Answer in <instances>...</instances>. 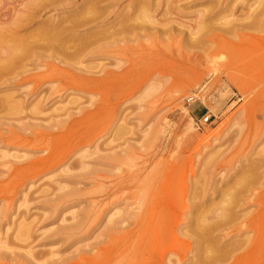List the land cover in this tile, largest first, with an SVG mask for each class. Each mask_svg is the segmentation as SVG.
<instances>
[{
	"label": "rangeland",
	"instance_id": "rangeland-1",
	"mask_svg": "<svg viewBox=\"0 0 264 264\" xmlns=\"http://www.w3.org/2000/svg\"><path fill=\"white\" fill-rule=\"evenodd\" d=\"M58 136V162L9 181ZM233 194L264 201V0H0V254L231 264L258 206L206 226Z\"/></svg>",
	"mask_w": 264,
	"mask_h": 264
},
{
	"label": "bare ground",
	"instance_id": "bare-ground-1",
	"mask_svg": "<svg viewBox=\"0 0 264 264\" xmlns=\"http://www.w3.org/2000/svg\"><path fill=\"white\" fill-rule=\"evenodd\" d=\"M25 26V25H24ZM12 48V47H11ZM25 48H23L22 50H24ZM9 51V50H8ZM25 51V50H24ZM3 53H5L6 51L5 50H3L2 51ZM11 53V52H10ZM9 56V55H8ZM12 54H11V58H12ZM13 57H15V55L13 56ZM18 57V56H17ZM10 58V57H9ZM8 58V59H9ZM8 61V60H7ZM13 61V60H12ZM5 67V66H4ZM103 75V74H102ZM114 75V74H113ZM70 76V75H69ZM103 80V79H102ZM103 88V87H102ZM100 94V93H99ZM77 114V113H76ZM85 113H83L82 114V118H83V115H84ZM79 118V117H78ZM81 118H79V119H75V118H73V119H71V121H69L68 123H66L65 125H59V126H56L58 129H62L63 130V133H66V132H68V131H70V130H72L73 128H78L79 126H81L82 124H83V122H81ZM66 122V121H65ZM87 124V123H86ZM89 126V125H88ZM93 130V128H92V126H91V129L88 127L85 131H84V133L86 134V133H89V132H91ZM84 133H82V135L81 136H83L84 135ZM72 135V134H71ZM70 135V136H71ZM66 136V135H65ZM68 136V135H67ZM61 137V136H60ZM59 136L57 137V138H60ZM78 137V136H77ZM77 137H74V138H72V137H70V141H72V140H75ZM80 139V136L77 138V140H79ZM57 140V139H56ZM61 140H64V142L62 141L61 142ZM54 141H55V139H54ZM59 141V140H58ZM66 141L67 140H65V139H61L60 138V141H59V143H57V144H54V142L52 143L53 145H52V147L54 146V145H58V144H60V142L62 143L61 145H65V143H66ZM80 141V140H79ZM57 142V141H56ZM55 142V143H56ZM51 143V142H50ZM64 143V144H63ZM67 143H68V141H67ZM49 146H50V144H48ZM47 145V146H48ZM48 146V147H49ZM52 147L50 146L49 148H47V149H44L45 151V156L43 157V158H41V159H38V160H34V161H31V162H28V163H26L25 165H20V166H16V167H14L8 174H7V177L9 178V181L11 180V182H13L12 180L16 177V175L17 174H21L22 176H20V179L19 180H16L15 182H17L18 181V184L19 183H24L25 182V180L27 179V177L29 176V175H31V170H33V168L34 167H38L39 166V168L41 167H48V165L50 166V165H52L54 162H58V158H59V153L57 152L58 151V149L60 148L59 146H57V148L56 147H53V149H52ZM59 147V148H58ZM56 148V149H55ZM54 150H56V151H54ZM61 150H63V148L61 149ZM57 152V153H56ZM60 152V151H59ZM63 153V152H62ZM62 157V156H61ZM65 158V157H64ZM62 159V158H61ZM63 160V159H62ZM78 177V176H77ZM13 178V179H12ZM80 179H82L83 177L81 176V177H79ZM29 180V179H28ZM251 196H252V193H251ZM251 196H247V197H245L244 199H242L241 201H240V199H237L235 196H234V194L233 195H230V197H227L228 199H227V201L226 200H223L224 198H222V200L223 201H220V203L219 204H217L216 205V207H214L213 208V210L212 211H210V212H208V215L210 216V218H208V219H210V222L207 224V226H206V228L207 229H209L211 232L213 231V230H216V228H219V225L221 224V222H220V224L218 225V220H228V222L230 221V222H235L234 221V219L235 220H238V217L236 216L237 214L236 213H238V211H235V210H239V209H241L243 206V208H247L248 207V204L250 203V201H252L251 199H250V197ZM224 197V196H223ZM259 199V198H258ZM257 198H255V199H253V204H256L257 206H258V209L254 212V213H252V214H250V215H248L247 216V214L244 216L245 218H244V220L241 222V223H239V224H237V226L236 225H234V226H232V227H229V232H227V233H225V235L227 236V235H229L231 232L232 233H239V232H241V231H248V230H252L253 232H254V234L256 233L257 234V241L256 240H254V242H252V240H251V242H252V244H251V246L249 247V248H247V250L242 254V253H240V254H242V255H240L239 254V256H236V257H234V259H233V261H232V263L231 264H247L248 262H250L253 258H254V256L256 255V254H258V255H264V249L262 248V250H260V251H257L255 248H257L258 249V247H255V245H256V243H259V244H263L264 243V240H263V236H264V201H262L261 199L260 200H258ZM166 200V199H165ZM240 202L242 203L241 205H240ZM161 203V202H160ZM159 203V204H160ZM164 203V202H163ZM151 204V203H150ZM150 204H147V207L145 208V209H143V212L145 211V212H147V208H149V205ZM198 204V203H197ZM196 204V205H197ZM167 205V204H166ZM169 205V204H168ZM170 205H171V203H170ZM141 205L139 204V202H137L136 203V205H134V211H133V213H131L127 218H126V220L125 221H132L133 222V224H135V226H138V222H139V219L141 218V216H146L145 214H143V212H142V210H141V207H140ZM146 206V205H145ZM212 206V205H211ZM165 207V206H164ZM158 208V207H157ZM171 208V207H170ZM209 209V208H208ZM207 210V209H206ZM211 210V209H210ZM242 210H244V209H242ZM151 211V210H150ZM160 211V210H159ZM205 212V211H204ZM197 215V214H196ZM201 215V214H200ZM205 215H206V213H205ZM208 215H206V216H208ZM202 216V215H201ZM236 217H237V219H236ZM144 218V217H143ZM197 219V218H196ZM200 219V218H199ZM243 219V218H242ZM197 221V220H196ZM208 221V220H207ZM222 222H224V221H222ZM227 222V221H226ZM229 222V223H230ZM202 224H204V222H202ZM223 224V223H222ZM195 225V224H194ZM224 226H225V224H223ZM228 225H230V224H228ZM223 226V227H224ZM201 228H202V226H200ZM204 227H205V225H204ZM221 227V226H220ZM200 228V229H201ZM225 228V227H224ZM203 229H205V228H203ZM220 229V228H219ZM226 229V228H225ZM198 230V229H197ZM209 230H207V231H209ZM240 230V231H239ZM195 231V230H194ZM194 231H193V233H194ZM225 231V230H224ZM227 231V230H226ZM216 232V231H215ZM220 232H222L221 230H220ZM192 233V234H193ZM213 233V232H212ZM255 234V235H256ZM201 235V234H200ZM206 236V235H205ZM203 237V236H202ZM208 237V236H207ZM255 237V236H254ZM225 238V237H224ZM202 239V238H201ZM246 240V239H245ZM247 241V240H246ZM200 242V241H199ZM215 243V242H214ZM216 244V243H215ZM239 244V243H238ZM212 245V244H211ZM211 245H209V246H211ZM240 245V244H239ZM253 245V246H252ZM258 245V244H257ZM203 246V245H202ZM208 246V245H207ZM207 246H205V248L207 247ZM209 246H208V249H209ZM233 246V245H232ZM235 246V245H234ZM263 246V245H262ZM150 247V246H149ZM203 248V247H202ZM234 248V247H233ZM232 248V249H233ZM236 248V247H235ZM214 249V248H213ZM230 249V248H229ZM207 250V249H206ZM211 250V249H210ZM227 250V249H226ZM225 250V251H226ZM205 251V250H204ZM209 250H207L206 252H208ZM223 251V250H222ZM230 251V250H229ZM228 251V252H229ZM201 252H203V250H201ZM206 252H204V253H206ZM220 252V251H219ZM1 253V252H0ZM5 253H6V255H8V253L7 252H2V254H0V260H8V261H10L11 263L10 264H13L14 263V261H17V255L15 256L13 253L11 254L12 256H10V255H8V256H6L5 255ZM225 253V252H224ZM235 253V252H234ZM263 253V254H262ZM134 254H136V253H134ZM203 254V253H202ZM212 254V253H211ZM207 255H209V254H207ZM206 255V256H207ZM222 255L223 254H221V258L224 260V258H226V257H222ZM228 255H231V254H228ZM133 256V255H132ZM135 256V255H134ZM211 256V255H210ZM218 257V256H217ZM20 258H21V256H20ZM208 259H209V256L207 257ZM211 258V257H210ZM215 258H216V256H215ZM204 259H205V257H204ZM218 259H220V257H218ZM217 259V260H218ZM256 259V257L254 258V260ZM201 260H202V258H201ZM211 260V259H210ZM216 260V259H215ZM214 260V261H215ZM258 260V259H257ZM18 262V261H17ZM21 262V261H20ZM211 262V261H210ZM210 262H209V264H210ZM224 262H226V261H224ZM26 263V262H25ZM198 263V262H197ZM200 263V262H199ZM201 263H203V261H201ZM220 263V262H219ZM14 264H17V263H14ZM28 264V263H27ZM203 264H206V263H203ZM221 264V263H220Z\"/></svg>",
	"mask_w": 264,
	"mask_h": 264
},
{
	"label": "built area",
	"instance_id": "built-area-1",
	"mask_svg": "<svg viewBox=\"0 0 264 264\" xmlns=\"http://www.w3.org/2000/svg\"><path fill=\"white\" fill-rule=\"evenodd\" d=\"M209 119H210L209 116L205 117V118L203 119V123H206Z\"/></svg>",
	"mask_w": 264,
	"mask_h": 264
}]
</instances>
